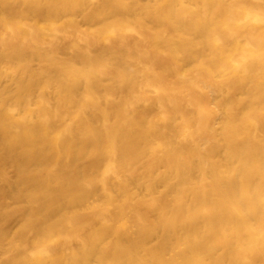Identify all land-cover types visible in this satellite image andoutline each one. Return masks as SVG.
<instances>
[{"label": "bare ground", "instance_id": "bare-ground-1", "mask_svg": "<svg viewBox=\"0 0 264 264\" xmlns=\"http://www.w3.org/2000/svg\"><path fill=\"white\" fill-rule=\"evenodd\" d=\"M0 264H264V0H0Z\"/></svg>", "mask_w": 264, "mask_h": 264}]
</instances>
